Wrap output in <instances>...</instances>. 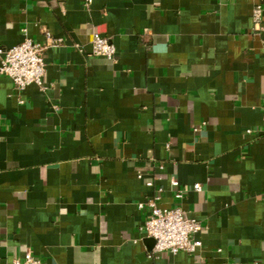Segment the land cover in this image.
<instances>
[{"label": "crops", "instance_id": "0c3cea01", "mask_svg": "<svg viewBox=\"0 0 264 264\" xmlns=\"http://www.w3.org/2000/svg\"><path fill=\"white\" fill-rule=\"evenodd\" d=\"M48 35L44 87L0 76V264H264V0H0V48ZM159 190L194 254L153 253Z\"/></svg>", "mask_w": 264, "mask_h": 264}, {"label": "built area", "instance_id": "2783aa9c", "mask_svg": "<svg viewBox=\"0 0 264 264\" xmlns=\"http://www.w3.org/2000/svg\"><path fill=\"white\" fill-rule=\"evenodd\" d=\"M85 6L90 7L93 0H84ZM263 20V8L257 6L254 11V23L260 29ZM61 44L59 39L47 36L45 44L26 39L22 43L8 49L0 48L2 62L0 76H6L13 82L15 89L19 92L25 91L31 85L44 87V77L46 75V52ZM92 54L94 56L105 57L109 60L116 59V48L113 43L98 33L93 35ZM262 110L264 117V96L262 99ZM172 185L177 189L175 198L181 203L184 199V191L179 189V182L172 180ZM149 187L153 183H148ZM194 190L202 191L200 184L194 185ZM161 190L149 199L146 203H141L139 209H148L149 213L145 221L143 231L146 237L155 242L153 253L159 255L170 253L194 254L202 247V242L198 239L203 232V226L198 221L187 216L181 204L173 208H162L159 206ZM10 264H44L42 260L36 258L31 252L25 254L24 259L14 260Z\"/></svg>", "mask_w": 264, "mask_h": 264}, {"label": "water", "instance_id": "95a60500", "mask_svg": "<svg viewBox=\"0 0 264 264\" xmlns=\"http://www.w3.org/2000/svg\"><path fill=\"white\" fill-rule=\"evenodd\" d=\"M153 240V239H152ZM154 241V240H153ZM155 243V242H154Z\"/></svg>", "mask_w": 264, "mask_h": 264}]
</instances>
